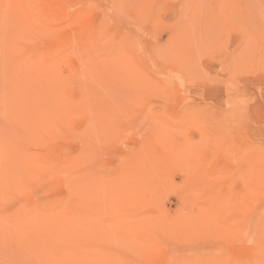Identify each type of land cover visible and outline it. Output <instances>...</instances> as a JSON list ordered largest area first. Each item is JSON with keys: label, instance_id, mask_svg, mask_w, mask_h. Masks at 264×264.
I'll use <instances>...</instances> for the list:
<instances>
[{"label": "rangeland", "instance_id": "1", "mask_svg": "<svg viewBox=\"0 0 264 264\" xmlns=\"http://www.w3.org/2000/svg\"><path fill=\"white\" fill-rule=\"evenodd\" d=\"M181 1L0 0V264H264V0Z\"/></svg>", "mask_w": 264, "mask_h": 264}, {"label": "bare ground", "instance_id": "2", "mask_svg": "<svg viewBox=\"0 0 264 264\" xmlns=\"http://www.w3.org/2000/svg\"><path fill=\"white\" fill-rule=\"evenodd\" d=\"M111 1H112V0H111ZM115 1H116V0H115ZM173 1H174V0H173ZM92 2H94V1H92ZM181 2L183 3V0H182ZM112 3H113V2H112ZM110 4H111V3H110ZM179 4H180V3H178V5H179ZM94 6H95V9H96V10L99 9L98 11L101 12L102 15H103L102 10H103L104 8H103V9H102L101 7L96 8V7H98L97 4H95ZM99 6H100V5H99ZM104 6H105V5H104ZM113 6H115V5H113ZM179 6H181V10H182V8H183L182 6H183V5H179ZM91 7L93 8V6H91ZM111 7H112V6H111ZM116 7H117V6H116ZM120 8H122V7L120 6ZM161 8H162V7H161ZM101 9H102V10H101ZM122 9H123V8H122ZM124 9H125V8H124ZM178 9H179V8H178ZM100 10H101V11H100ZM106 10H108V9L106 8ZM111 10H112V9H111ZM111 10H109V11H111ZM160 10H161V9H160ZM162 10H163V9H162ZM104 11H105V10H104ZM113 11H115V10L113 9ZM113 11H112V12H113ZM122 11L125 13L126 10H122ZM122 11H121L120 13L123 15L124 13H123ZM112 12H111V13H112ZM114 13H115V12H114ZM120 13H119L118 15H120ZM105 14H107V12H106ZM108 14H110V13H108ZM125 14H126V13H125ZM122 15H120V17H121ZM107 16H109V15H107ZM123 16H124V15H123ZM125 16H126V15H125ZM125 16H124V18H122V19H125ZM105 17H106V16H103V18H105ZM126 17L128 18V16H126ZM109 18H110V17H109ZM109 18H108V19H109ZM118 18H119V17H118ZM106 20H107V18H106ZM110 20H111V18H110ZM117 20H118V19H117ZM126 20H127V19H126ZM129 20H130V19H129ZM107 21H108V20H107ZM128 25H129V24H128ZM130 28H131V25H130ZM127 30H128V29H127ZM129 31H130V30H129ZM129 31H128V32H129ZM178 31H180V30H177L176 32L178 33ZM142 38H143V37H142ZM138 44H139V42H138ZM139 45H140V44H139ZM139 45H138V46H139ZM145 45H146V44H145ZM142 46H143V44H142ZM142 46H141V47H142ZM141 47H140V48L137 47V48H139L140 51H141ZM145 49H146V48H145ZM134 50H136V49H134ZM140 51L137 50V51H135V52L138 53V52H140ZM145 51H147V50H145ZM144 53H145V52H144ZM169 53H170V52H169ZM131 54H132V52H130V55H131ZM172 54H173V53H170L169 55H172ZM126 55H127V54H126ZM136 55H137V54H136ZM140 55H141V54H140ZM61 56H62V55H61ZM61 56H60V57H61ZM85 56H86V55H85ZM127 56H128V55H127ZM132 56H133V55H132ZM138 56H139V55H137V59H138ZM60 57H59V58H60ZM129 57H131V56H128V58H129ZM153 57H154V55H153ZM164 57H165V56H163V58H162V56H161L159 59H160L161 61L164 60L163 62H164V65H165L166 63H168V62L170 61L169 59H171V61H172V57H175V56H174V55H173V56H167V57H168V61H166L167 57H165V58H164ZM170 57H171V58H170ZM61 58H62V57H61ZM63 58H65V57H63ZM141 58H142V57H141ZM143 58H144V57H143ZM149 58H150V57H149ZM177 58H179V57H177ZM132 59H133V57H131V60H132ZM134 59H135V58H134ZM134 59H133V60H134ZM159 59H158V60H159ZM162 59H163V60H162ZM86 60H88V59H86ZM122 60H123V59H122ZM150 60H151V59H150ZM179 60H182V59L179 58ZM179 60H178V61H179ZM156 61H157V60H156ZM58 62H61V60L58 61ZM63 62H65V61L62 60L61 63H63ZM121 62H122V65L124 66L125 62H124V61H121ZM135 62H136V61H135ZM135 62H134V63H135ZM163 62H162V63H163ZM65 63H66V62H65ZM86 63H87V62H86ZM117 63H118V62H117ZM117 63H116V64H117ZM148 63H149V61H148ZM169 63H175V62L173 61V62H169ZM178 63H179V64H178ZM178 63H177V66H178V65L180 66V64H182L181 62H178ZM52 64H55V63L52 61ZM58 64H60V63H58ZM58 64H56L55 66H57ZM67 64H68V63H67ZM89 64H90V63H89ZM107 64H109V63H106V64H105L106 67H105V65H104L103 67L107 68ZM139 64H140V62H139ZM139 64H138V65H139ZM94 65H95V64H94ZM97 65H98V64H97ZM125 65H127V64H125ZM136 65H137V64H135V66H136ZM164 65H163V66H164ZM185 65H186V64H185ZM91 66H92V64H91ZM108 66H109V65H108ZM145 66H146V65H145ZM157 66H158V65H157ZM165 66H166V65H165ZM179 66H178V67H179ZM181 66H182V67H181ZM181 66H180L179 68H182V70H185V69H186L185 72H184V71H181V72L186 74V73H187L186 71H188L187 68H186L187 65H186V66L181 65ZM183 66H184V67H183ZM103 67H101V69H102ZM161 67H162V66H161ZM167 67H168V66H167ZM122 68H123V67H122ZM146 68H147V67H146ZM154 68H156V67H154ZM154 68L152 67V69H154ZM183 68H184V69H183ZM188 68H189V67H188ZM107 69H108V68H107ZM119 69H120V68H119ZM137 69H138V67H137ZM144 69H145V68H144ZM163 70H164V69H163ZM166 70H167V69H166ZM189 70H190V69H189ZM101 71H102V70H101ZM103 71H106V69H103ZM107 71H108V70H107ZM121 71H122V70H121ZM139 71H143V70H142V69H141V70L139 69ZM152 71H153V70H152ZM179 71H180V69H179ZM153 72H154V71H153ZM176 72H177V70H176ZM248 72H249V74H252V71H251V72L248 71ZM178 73H179V72H178ZM188 73L192 74V71H191V72L188 71ZM253 73H254V72H253ZM147 74H148V73H147ZM190 74H189L188 77H189V78L192 77V79H195V78H193V77H195V76H194L193 74L190 76ZM170 75H171V74H169V77H167V79L169 78V80H171V79H170V77H171ZM174 76H175V75H174ZM179 76H180V75H179ZM150 77H152V76H150ZM165 77H166V76H165ZM185 77H187V76H185ZM179 78H181V76H180ZM189 78H188V79H189ZM181 79H182V78H181ZM192 79L190 80V82L192 81ZM150 80H152V79L150 78ZM150 80H149V81H150ZM183 80H184V79H183ZM196 80H197V79H196ZM140 81H141V80H140ZM176 81H179V79L176 80ZM188 81H189V80H188ZM136 82H137V81H136ZM138 82H139V81H138ZM190 82H189V83H190ZM192 82H194V80H193ZM139 83H140V82H139ZM141 83H142V82H141ZM149 83H150V82H149ZM158 83H159V82H158ZM158 83H157V80H156L155 84H158ZM165 83H166V82H165ZM186 83L189 84L188 82H186ZM14 84H15V83H14ZM14 84H13L12 86H14ZM123 84H124V83H123ZM123 84L120 83V87H119V88H121V85L123 86ZM178 84H179V82H178ZM137 85L139 86V85H141V84H137ZM169 85L171 86V84H169ZM202 85H203V83L201 84V86H202ZM15 86H16V85H15ZM15 86H14V87H15ZM128 86H129V85H128ZM170 86H169V87H170ZM181 86H182V84H181ZM188 86H189V85H188ZM178 87H179V86H178ZM202 87H203V86H202ZM170 88H171V87H170ZM171 90H172V89H171ZM15 91L17 92V91H19V90H15ZM34 92H36V91H34ZM194 92H195V91H194ZM200 92H202V91H200ZM192 93H193V92H192ZM32 94H33L32 96H35V97H36V99H35V97H33V98H32V99H33L32 101H33V104H34V105L36 104L37 110L39 109V112H38L37 114H40V115L43 114L42 116H44V117H43V118L40 117V118H42V119L46 118L45 115H47V114L49 115V112H52V111H50L49 108H51V107H52L51 105H54V104H53V103H51V104H50V103H47L46 100H45V102L42 103V101L40 102V101L37 99V98H38V97H37L38 94L34 95L35 93H33V92H32ZM63 94H64V93H63ZM63 94H61V95L64 97ZM173 94H174V92H173ZM180 94H181V93H180ZM195 94H196V93H195ZM198 94H199V92H198ZM200 94H201V93H200ZM202 94H203V93H202ZM15 95H16V97H17V94H15ZM61 95H59V97H60ZM196 95H197V94H196ZM57 96H58V94H57ZM197 96H198V95H197ZM201 96H202V95H201ZM201 96H200V97H201ZM174 97H175V95H174ZM61 98H62V97H60L59 99H61ZM65 98H67V97L65 96ZM184 98H185V97H184ZM202 98H203V97H202ZM15 99H16V98H15ZM34 99H35V100H34ZM41 99H42V98H41ZM59 99H56V102H55L56 104H58V103L60 102ZM173 99H174V98H173ZM43 100H44V99H43ZM66 100H67V101H66ZM66 100H65V101H66V102H65V101H64V98L61 99L62 102L64 101L63 103H67V104H68V102L70 103L69 98H67ZM202 100H203V99H202ZM38 101H39V102H38ZM57 101H59V102H57ZM16 102H17V101H16ZM44 103H45V105H47V104H49V105L45 106ZM56 104H55V105H56ZM62 105H63V104H62ZM62 105H61V107H62ZM192 105H193V104L190 103V106H191V107H189V108L192 109V112H194L193 110H196V109H195V106H196L197 104H196L194 107H192ZM49 106H51V107H49ZM57 106H58V105H57ZM57 106H56V107H57ZM69 106H71L70 108L73 110L75 105L72 104V105H69ZM47 107H48V108H47ZM56 107H55L53 110L59 108V106H58L57 108H56ZM61 107H60V108H61ZM63 108H64V110L66 109L65 107H63ZM67 108H68V106H67ZM70 108H68V109H70ZM193 108H194V109H193ZM68 109H67V110H68ZM71 109H70V111H71ZM51 110H52V108H51ZM73 111H75L74 113L77 112L75 109H74ZM71 112H72V111H71ZM129 112H130V111H129ZM190 112H191V111H190ZM74 113H73V114H74ZM77 113H78V112H77ZM77 113H76V114H77ZM70 114H71V113H70ZM79 114H80V113H79ZM71 115H72V114H71ZM71 115H70V116H71ZM70 116H68V115L66 114V116H65V120H66L67 117L70 118ZM74 116L76 117V115H74ZM84 116H85V115H84ZM71 117H73V115H72ZM40 118H39V120H40ZM69 118H67V119H69ZM70 119H71V118H70ZM74 120H75V119H74ZM85 120H86V119H85ZM66 121H67V120H66ZM125 126H126V125H125ZM125 126H124V127L122 126L124 129H123L122 127H121V128L119 127V129H121V130H122V129L125 130V134L127 135V133H128V135H130V134H131V129L126 130L127 127L125 128ZM127 126H128V125H127ZM202 127H203V126H202ZM202 127H201V128H202ZM127 129H128V128H127ZM132 130H133V129H132ZM200 130H202V129H200ZM126 131H127V132H126ZM115 132H117V131H115ZM120 132H121V131H120ZM136 132H138V131H136ZM122 133H123V132H122ZM134 133H135V132H134ZM139 133H140V132H139ZM139 133H136V134H137V138H138V136H139V135H138ZM203 133L205 134V132H203ZM85 134H86V133H85ZM85 134H84V135H85ZM118 134H119V135H118ZM118 134H117V135H118V137H119V139H120V135H121V134H120V133H118ZM125 134H124V136H125ZM140 134H141V133H140ZM87 135H89V134H87ZM117 135L114 134V136H113L112 138L114 139V137L117 136ZM122 135H123V134H122ZM122 135H121V138L124 137V136H122ZM134 135H135V134H134ZM142 135H143V134H142ZM202 135H203V134H202ZM65 136L67 137V135H65ZM68 136H69V135H68ZM145 136H146V135H144V138H145V139H144V138H142L141 135H140L138 139H142V140L145 141L144 143H146V142H147V139H146V138H148V137H145ZM79 137H80V140H81V141H79V142H81V143H82V141H84V143H86V142H88V140H89V139L84 138L85 136L83 137V135H81V136H79ZM81 137H82V138H81ZM86 137H89V136H86ZM134 137H136V136H133L132 138H134ZM140 137H141V138H140ZM56 138H57V137H56ZM60 138L63 139V138H65V137H64V136H63V137L60 136V137H58L57 139H60ZM67 138H68V137H67ZM69 138H70V137H69ZM71 138H72V137H71ZM137 138H136V139H137ZM73 139H74V138H73ZM113 139H112V140H113ZM134 139H135V138H134ZM74 140H75V139H74ZM117 140H118V138H115L114 141H115V143H118V144H114L113 141H112V144H114V145H120V144L123 143V141H124V139H123L122 142H121V141L117 142ZM142 140H139L138 142H141ZM85 141H86V142H85ZM130 141H131V140H130ZM120 142H121V143H120ZM84 143H82V144H84ZM130 143H131V142H130ZM141 143H143V142H141ZM201 143H202V142H201ZM8 144H9V143H8ZM8 144H7V145H8ZM123 144H124V143H123ZM9 145H10V144H9ZM114 145H112V146H114ZM126 145H127V144H126ZM81 146L83 147V145H81ZM86 146H87V145H86ZM112 146H111V149H113V148L115 147V146H114V147H112ZM200 146H202V145H200ZM118 147L121 148V146H118ZM142 147H143V146H141V148H142ZM83 148H85V147H83ZM127 148H129V147H128V146L126 147V150L128 151ZM111 149L108 148V150H111ZM137 149H138V148H137ZM116 150H118V148H117ZM105 151H107V150H104V152H105ZM111 151H112V150H111ZM111 151H109V153H112ZM123 151H125V150H123ZM123 151H122V152H123ZM115 152H116V151H115ZM109 153H108V151H107V153L104 154V155H107V154H108L106 157H109V156H112V155H113V154H110V155H109ZM116 153H117V152H116ZM116 153H114V156H113L114 158H115V156H116V155H115ZM123 156H124V155H123ZM123 156H122V157H123ZM125 156L128 157V155H125ZM125 156H124V157H125ZM117 157L119 158V157H121V156H117ZM117 157H116V158H117ZM104 158H105V157L101 158V163H102V164H103L104 161H106V160H103ZM116 158H115V159H116ZM118 158H117V160H118ZM128 158H130V157H128ZM128 158H127V159H128ZM16 159H17V158H16ZM16 159H12L13 162H14ZM20 160H21V165H22V167H24L23 170H25L26 167H27L28 159H26L25 156H22V159H21V158L18 159L17 161H15L14 164H15V165L20 164ZM102 160H103V162H102ZM107 160H108V159H107ZM129 160H130V159H129ZM119 161L121 162L122 160H121V159L118 160V161H117L118 164L120 163ZM123 162H124V161H123ZM123 162H122V163H123ZM122 163H120L121 165H119L117 168H119V167L121 168V166L124 167V164H125V163H123V164H122ZM102 164H101V165H102ZM15 165H14V166H15ZM101 165H100V166H101ZM126 166H127V164H126ZM101 167H102V166H101ZM123 167H122V168H123ZM122 168H121V169H122ZM124 168H125V167H124ZM23 170H22V171H23ZM20 175H21V174H20ZM123 191H124V190H123ZM125 191H126V190H125ZM114 193H115V192H114ZM116 194H117V193H116ZM116 197H117V196H116ZM122 197H123V193H122ZM123 198H124V197H123ZM53 215H54V214H52V217H50L49 219L52 220ZM55 215H56V214H55ZM46 218H47V217H46ZM46 218H44V219H46ZM31 219L34 220V223H36V222H41V218H40V217H34V218H31ZM37 219H39V220H37ZM47 219H48V218H47ZM36 220H37V221H36ZM31 222H32V220H31ZM32 223H33V222H32ZM36 224H38V225H37L38 227H39L40 225H42L41 223H36ZM34 225H35V224H34ZM83 225H84V224H83ZM83 225H81V228L84 227ZM131 226H132V225H131ZM85 227H87V226L85 225ZM85 227H84V228H85ZM90 229H92V228H90ZM117 229L119 230V231L116 233V234H118V236H121V235H127V230H128V228L126 229V226H124V227H120V226H119V228H117ZM84 230H85V229H84ZM86 230H87V229H86ZM77 231H78V230H77ZM87 231H89V230H87ZM123 231H124V232H123ZM128 231H129V230H128ZM59 232H60L61 236H63V232H64V231L61 232V230H60ZM59 232H58V233H59ZM75 232H76V231H75ZM75 232H74V233H75ZM80 232H81V231H80ZM74 233H73V234H74ZM81 233H82V232H81ZM82 234H83V233H82ZM86 234H87V233H86ZM58 235H59V234H58ZM70 235H71V233H70ZM79 235H80V233L78 234V237H79ZM84 235H85V233H84ZM65 236H66V235H65ZM80 236H81V235H80ZM127 236H128V235H127ZM127 236H126V237H127ZM123 237H125V236H123ZM79 239H82V236L79 237ZM83 239H84V238H83ZM119 239H120L119 241H122L121 238H119ZM122 239H123V238H122ZM127 239H128V237H127ZM67 240H68V239H67ZM123 240H125V239H123ZM124 242H126V240H125ZM127 242H128V240H127ZM181 243H182V242H181ZM163 244H164V243H163ZM164 245H165V244H164ZM164 248H166V247H164ZM64 252H66V250L63 249V253H64ZM68 252H70V251H68ZM65 254L67 255L68 253H65ZM70 255H71V254H70ZM98 255L101 256L102 254H98ZM68 257H69V254H68ZM68 257H67V259H69L71 262H72V261H73V262L75 261V260L71 259L70 257H69V258H68ZM67 259H66V260H67ZM69 260H67L66 262L71 263ZM105 262H106V261H102L101 263H102V264H105ZM75 263H77V262H75ZM75 263H74V264H75ZM71 264H72V263H71ZM107 264H108V262H107Z\"/></svg>", "mask_w": 264, "mask_h": 264}]
</instances>
